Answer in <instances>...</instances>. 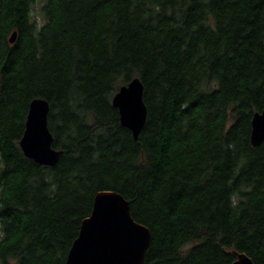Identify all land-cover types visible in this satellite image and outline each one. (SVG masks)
Listing matches in <instances>:
<instances>
[{
    "label": "trees",
    "instance_id": "trees-1",
    "mask_svg": "<svg viewBox=\"0 0 264 264\" xmlns=\"http://www.w3.org/2000/svg\"><path fill=\"white\" fill-rule=\"evenodd\" d=\"M134 79L137 141L112 106ZM38 98L54 167L19 147ZM263 110L264 0H0V264H65L103 191L149 230L143 264H264Z\"/></svg>",
    "mask_w": 264,
    "mask_h": 264
},
{
    "label": "water",
    "instance_id": "water-1",
    "mask_svg": "<svg viewBox=\"0 0 264 264\" xmlns=\"http://www.w3.org/2000/svg\"><path fill=\"white\" fill-rule=\"evenodd\" d=\"M16 33L9 42L13 44ZM143 86L134 79L122 86L112 98L122 127L129 130L137 141L146 121V107L142 99ZM49 105L38 98L30 102L24 131L19 147L25 158L34 163L54 167L62 151L52 148L53 137L49 132L47 117ZM264 141V110L256 112L251 120L250 142L253 147ZM150 232L135 222L129 203L119 194L103 191L95 195L90 215L80 225L65 264H143L150 243ZM232 264H253L245 254L233 252Z\"/></svg>",
    "mask_w": 264,
    "mask_h": 264
},
{
    "label": "rangeland",
    "instance_id": "rangeland-1",
    "mask_svg": "<svg viewBox=\"0 0 264 264\" xmlns=\"http://www.w3.org/2000/svg\"><path fill=\"white\" fill-rule=\"evenodd\" d=\"M39 9V3H36L35 4V6H34V8H33V10H38ZM34 12V11H33ZM34 14L36 15L35 16V19L37 20V21H41V18H40V15L38 14V12L36 13V12H34Z\"/></svg>",
    "mask_w": 264,
    "mask_h": 264
}]
</instances>
